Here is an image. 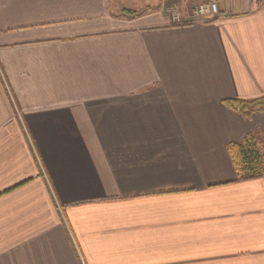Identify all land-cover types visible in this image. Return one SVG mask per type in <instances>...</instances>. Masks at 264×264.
Instances as JSON below:
<instances>
[{
  "label": "crops",
  "instance_id": "crops-1",
  "mask_svg": "<svg viewBox=\"0 0 264 264\" xmlns=\"http://www.w3.org/2000/svg\"><path fill=\"white\" fill-rule=\"evenodd\" d=\"M151 1L0 0V264H264V7Z\"/></svg>",
  "mask_w": 264,
  "mask_h": 264
},
{
  "label": "trees",
  "instance_id": "trees-1",
  "mask_svg": "<svg viewBox=\"0 0 264 264\" xmlns=\"http://www.w3.org/2000/svg\"><path fill=\"white\" fill-rule=\"evenodd\" d=\"M219 16V14H218ZM231 110L244 115L264 113V98L253 101L225 100ZM227 152L239 179H250L264 175V142L254 135H248L239 143H231Z\"/></svg>",
  "mask_w": 264,
  "mask_h": 264
},
{
  "label": "built area",
  "instance_id": "built-area-1",
  "mask_svg": "<svg viewBox=\"0 0 264 264\" xmlns=\"http://www.w3.org/2000/svg\"><path fill=\"white\" fill-rule=\"evenodd\" d=\"M230 1L233 0H207L205 3H201L197 5V7L194 9V11L191 14L192 18L195 20L192 22H208L216 18L219 14V2H230ZM251 1H254L260 7H264V0H251ZM170 16L173 24H181L179 22L178 14L172 12Z\"/></svg>",
  "mask_w": 264,
  "mask_h": 264
},
{
  "label": "rangeland",
  "instance_id": "rangeland-1",
  "mask_svg": "<svg viewBox=\"0 0 264 264\" xmlns=\"http://www.w3.org/2000/svg\"><path fill=\"white\" fill-rule=\"evenodd\" d=\"M206 1L207 0H199V1L198 0H152L150 3H148V8H150V7H156L157 9L163 8L169 14L174 12V13L178 14L179 22L183 23L184 16H182L180 8L184 7L186 5L188 7V9H191V11L189 12L190 15H188L189 17H188L187 21L192 22V21H195L192 18V15H191L192 12L197 7V5H199L201 3H205ZM190 4H191V6H190ZM174 23H177V22H174Z\"/></svg>",
  "mask_w": 264,
  "mask_h": 264
}]
</instances>
